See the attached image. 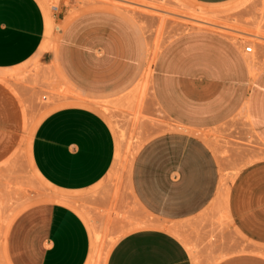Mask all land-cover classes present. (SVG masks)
<instances>
[{"label":"crops","instance_id":"crops-1","mask_svg":"<svg viewBox=\"0 0 264 264\" xmlns=\"http://www.w3.org/2000/svg\"><path fill=\"white\" fill-rule=\"evenodd\" d=\"M192 1L221 6L233 0ZM67 10L63 17L54 16L60 28L54 58L72 90L106 97L149 71L152 100L174 124L136 153L129 174L133 196L162 224L200 216L217 199L222 180L219 156L205 135L242 116L264 146V63L252 60L239 38L195 28L169 39L149 65L141 33L128 17L92 10L66 20ZM47 23L39 0H0V71L23 66L38 54L52 55L46 49ZM112 35L119 41L113 43ZM74 102L53 110L38 125L32 164L62 197L108 208L111 197L95 194V188L109 182L116 169L115 132L100 111ZM19 128L1 125L0 166L17 147ZM228 196L232 226L264 247V156L243 167L229 184ZM91 253L85 216L59 200L29 205L0 242V264H87ZM107 264L195 263L183 239L154 226L120 237ZM216 264H264V255L237 252Z\"/></svg>","mask_w":264,"mask_h":264},{"label":"rangeland","instance_id":"rangeland-1","mask_svg":"<svg viewBox=\"0 0 264 264\" xmlns=\"http://www.w3.org/2000/svg\"><path fill=\"white\" fill-rule=\"evenodd\" d=\"M39 1L47 15L45 42L52 55L38 54L23 66L0 71V127L17 129L21 125L17 147L0 166V242L11 222L29 205L59 200L72 203L87 220L92 236V253L87 264H107L109 253L120 237L154 226L167 228L183 239L195 264H216L237 252L264 255V247L232 226L225 206L229 184L243 167L264 156V146L251 132L247 120L239 116L205 135L221 164V186L213 204L184 223L162 224L142 209L129 187L131 165L140 147L154 135L174 129V124L152 100L149 71L116 94L86 97L72 90L54 58L60 30L54 24V16L63 17L68 9L66 20L92 10H109L128 17L141 33L149 65L169 39L195 28L225 31L239 38L245 47H253L251 59L264 63V0H233L221 6H204L192 0ZM106 29L108 37V23ZM111 41L119 40L112 35ZM73 101L75 105L100 111L115 132L116 169L109 182L95 188V194L101 191L104 197H111L108 208H95L62 197L39 177L32 164L30 148L36 128L50 112Z\"/></svg>","mask_w":264,"mask_h":264},{"label":"built area","instance_id":"built-area-1","mask_svg":"<svg viewBox=\"0 0 264 264\" xmlns=\"http://www.w3.org/2000/svg\"><path fill=\"white\" fill-rule=\"evenodd\" d=\"M245 51H246L247 53H251V52H253V47H251V46H246V47H245Z\"/></svg>","mask_w":264,"mask_h":264}]
</instances>
